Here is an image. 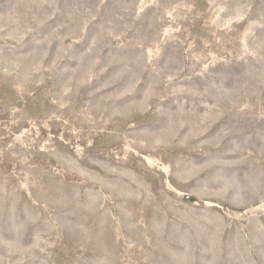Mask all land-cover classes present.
Returning a JSON list of instances; mask_svg holds the SVG:
<instances>
[{
  "label": "rangeland",
  "instance_id": "rangeland-1",
  "mask_svg": "<svg viewBox=\"0 0 264 264\" xmlns=\"http://www.w3.org/2000/svg\"><path fill=\"white\" fill-rule=\"evenodd\" d=\"M0 264H264V0H0Z\"/></svg>",
  "mask_w": 264,
  "mask_h": 264
}]
</instances>
